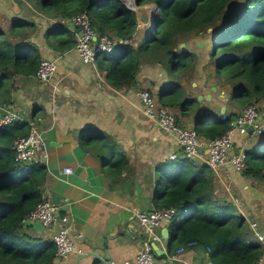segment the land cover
I'll list each match as a JSON object with an SVG mask.
<instances>
[{"label": "trees", "instance_id": "obj_1", "mask_svg": "<svg viewBox=\"0 0 264 264\" xmlns=\"http://www.w3.org/2000/svg\"><path fill=\"white\" fill-rule=\"evenodd\" d=\"M26 1L51 23L45 39L55 51L65 52L76 46V27L69 22L81 13L97 35L108 34L116 39L114 50L98 52L95 61L96 68L115 88L130 85L143 61L160 64L170 74L178 71L179 79L158 91L157 104L175 111L177 118L196 114L192 128L204 142L221 137L232 126V117L241 114L228 104L223 114L203 109L202 101L187 94L180 78L192 75L199 61L197 53L179 48L181 39L191 31L206 33L211 28L207 48L214 86L225 90L228 100L239 107L258 104L260 113H264V0H136V10L127 9L122 0ZM147 4L151 5L149 18L153 25L149 30L143 27L138 36V10ZM34 26L14 19L9 34L0 28V108L13 104L15 76L36 74L41 54L27 36ZM216 78L222 80L221 85ZM263 116L260 118L264 122ZM28 130L27 122L0 126V264H53L56 258L51 240L43 246L23 226L43 201L42 186L47 179L44 164L20 163L14 158L13 143ZM107 142L105 148L110 149L112 136L96 131L87 135L84 144L96 150ZM245 152L247 169L243 174L264 182V129ZM195 160L184 157L177 160L174 170L168 164L163 172L157 171L152 203L155 208L176 209L171 221L163 224L169 228V254L194 241L212 250L215 264H257L262 245L251 242L250 224L233 213V202L214 198L213 170ZM106 161L114 179L130 162L121 153H111Z\"/></svg>", "mask_w": 264, "mask_h": 264}, {"label": "crops", "instance_id": "obj_2", "mask_svg": "<svg viewBox=\"0 0 264 264\" xmlns=\"http://www.w3.org/2000/svg\"><path fill=\"white\" fill-rule=\"evenodd\" d=\"M144 7L138 10L140 24L150 20V11L144 13ZM14 19L34 24L27 35L30 41L38 45L41 57L57 62L55 74L46 82L38 81L35 75L15 76L16 91L11 106L26 120L34 117L37 126L44 131L47 179L42 186L43 197L58 207L59 216H68L73 228L83 234L77 243L82 253L72 252L64 259L55 258L53 264L122 263L133 260L145 242L163 252L157 257L160 264H215L212 250L205 245L183 252L176 250L170 255L169 240L163 236L166 228L169 233L168 226L156 228L154 234L159 240H153L135 216L137 210L158 209L152 203L157 171L163 172L169 162L187 157L173 137L143 115L138 96L140 89L147 88L156 98L159 90L179 79L178 71L171 75L160 64L143 61L134 83L115 88L97 66L83 64L75 48L65 52L51 49L45 39L51 23L43 21L29 2L0 0V22L5 24L0 28L7 31L10 24L5 21ZM139 29L138 36H141L144 28L141 25ZM174 77L177 78L173 80ZM182 83L185 86L184 80ZM185 89L190 96L196 92V97L201 94L199 90L193 92L186 86ZM207 94H211L210 103L200 102L203 109L222 112V106H226L228 110L224 100L217 103L212 93ZM195 116L178 115V118L182 125L192 128ZM96 131L112 136L110 149L105 148L108 142L96 150L84 144L87 135ZM235 131L231 154L245 151L255 142L248 134ZM201 150L203 154L208 151L204 146ZM111 153L115 156L121 153L130 160L115 179L109 175L106 161ZM172 153L175 158L170 157ZM194 162L203 163L199 159ZM67 167L73 170L72 174L63 172ZM212 179L214 198L233 202V213L256 223L258 232L264 236V182L243 173H233L231 165L213 171ZM59 226L62 222L55 228ZM27 228L43 246L53 232L51 228L40 233ZM251 242L258 243L254 231ZM257 264H264V259Z\"/></svg>", "mask_w": 264, "mask_h": 264}, {"label": "built area", "instance_id": "obj_3", "mask_svg": "<svg viewBox=\"0 0 264 264\" xmlns=\"http://www.w3.org/2000/svg\"><path fill=\"white\" fill-rule=\"evenodd\" d=\"M126 8L132 10L136 5V0H132V4L125 0L123 1ZM69 24L76 27V46L75 49L83 64L95 66L97 53H110L114 50L117 40L110 37L108 34L97 35L92 28L87 16L81 13L73 17ZM96 36V39H95ZM127 41H120V43ZM57 70V62L55 59L42 57L36 71L35 77L40 82L48 81ZM142 104L143 115L165 134L170 135L181 146L187 157L191 159H199L203 161L213 171L219 168L231 165L233 173H243L247 169L246 158L243 155L230 154L234 148L235 130L240 133H247L245 124L253 125V134L260 135L263 131V125L259 122V108L257 105L246 106L239 117H237V126H231L221 137L213 140L201 142L200 137L195 129L179 124L177 113L173 110L166 109L157 104V100L147 88L140 89L138 93ZM0 111H7L5 115H0V126L9 125L14 122H25L26 120L20 116L17 111L12 108H0ZM29 132L27 135L19 136L15 139L12 149L14 158L20 163H36L45 164L47 159V141L44 132L37 126L34 120L27 121ZM233 122V121H232ZM202 146L208 151L206 154L202 152ZM175 153L170 155L175 158ZM64 173L72 174L73 170L69 167L65 168ZM176 213L174 207L158 208L150 211L137 210L135 216L138 222L144 226L153 240H159L154 234V230L159 226L171 221ZM32 220H40L45 228L53 229L50 240L54 243L58 259H64L72 252L82 253V249L77 246L78 241H81L83 234L76 231L69 222L68 216H59L58 207L43 197L35 209L28 216ZM62 222V226L57 229L55 226ZM254 235L262 245V257L264 259V236L258 232L256 223L248 220ZM198 246L197 242L190 241L187 244L178 248V252H183L187 248ZM160 264L157 259L153 247L149 242H145L143 249L134 257L133 260H125L122 263L111 261L109 264Z\"/></svg>", "mask_w": 264, "mask_h": 264}, {"label": "rangeland", "instance_id": "obj_4", "mask_svg": "<svg viewBox=\"0 0 264 264\" xmlns=\"http://www.w3.org/2000/svg\"><path fill=\"white\" fill-rule=\"evenodd\" d=\"M125 1V0H122ZM132 2V0H127ZM146 7H144L145 11L144 13H147L148 10L150 11L149 7L151 5H145ZM133 8L138 9V6L136 7L133 6ZM41 17V16H40ZM42 18V17H41ZM43 19V18H42ZM43 21H46L45 19H43ZM6 23L10 24V21H5ZM145 23H141L142 27H147L148 30L151 29V24L149 21H144ZM9 24H7L9 26ZM0 25L2 27H4L5 24H2V22H0ZM4 29V28H2ZM209 29V28H208ZM10 27L7 31H5L6 34H9ZM143 30H141L142 32ZM208 31V30H207ZM211 28L208 32L203 33V32H195V31H191L188 35H185L181 40L183 41V45H179V48L183 49L186 48L187 50H190L194 53H197L199 56V61H198V65L196 66L195 72L190 75V74H186L184 75V77L181 78V80L185 81V86L188 88V90H192L193 92H195L196 90H199L201 94H199L197 96V99L200 95H203V98L200 99L199 101H202L206 104L210 103V100H208L206 97H204V94L207 93H212V96L216 99L217 103H220L221 101H223L224 104H228L229 106L235 108L239 114L242 113L243 109L245 108L244 106L239 107L238 104H235L234 102H232L230 99L228 100L227 97V93L225 90L222 89H217L216 86H214L215 83V79H214V70H213V64L210 61L209 57H208V43H210V38H211ZM198 41L202 42V45H198L196 44ZM212 51V49H211ZM171 75H174V73H172ZM178 77V74H177ZM176 77V78H177ZM175 77L173 78V80L176 79ZM176 81V80H175ZM221 81L222 80H218L216 78V83L221 85ZM192 82L194 83V86L192 87ZM211 86H214L216 89L214 91H211ZM226 88H228L227 86H225ZM223 92L225 95H222ZM196 93H193L192 95H196ZM220 95H222L220 97ZM258 105V104H257ZM259 106V105H258ZM214 107V106H212ZM244 107V108H243ZM259 116H260V110H259ZM262 122V120H260ZM263 123V122H262ZM249 137L253 138V140H256V135L252 134L249 135ZM179 163V161H175V162H169L168 164H170L172 167L171 170H174V167H176V164ZM184 213V211L181 212L180 216H182V214ZM230 214V213H228ZM182 218H179V221Z\"/></svg>", "mask_w": 264, "mask_h": 264}, {"label": "water", "instance_id": "obj_5", "mask_svg": "<svg viewBox=\"0 0 264 264\" xmlns=\"http://www.w3.org/2000/svg\"><path fill=\"white\" fill-rule=\"evenodd\" d=\"M149 22L152 23V20L150 19ZM209 30H210V28L208 29V31ZM95 39H96V36H95ZM197 44L201 46L202 42L198 41ZM181 45H183V43H181ZM132 83H134V82H132ZM211 89L214 91L216 88L214 86H212ZM222 95H225V94L222 92ZM210 96H211V94H207L206 98L209 99ZM202 98H203V95H200L198 97V100H200ZM222 108L223 109L221 110L222 111L221 113L223 114L226 111V106H222ZM6 113H7V111H1L0 115H5ZM263 118H264V116H263ZM232 120H233L232 126L233 127L237 126V117L233 116ZM244 127L247 129L248 132H252L253 129H254L253 125L245 124ZM231 151H230V154H231ZM231 155H233V154H231ZM240 155L245 156L246 155L245 151H241ZM23 226L24 227H31V228H33V230H35L38 233L42 232L45 229V227L43 226L42 222L40 220H38V219L32 220V219L27 218V219L24 220ZM163 236L166 238V240H169V233H168L167 228L165 229V232H164ZM154 251L157 254V256L163 255V252L159 251V249H157V247L154 249Z\"/></svg>", "mask_w": 264, "mask_h": 264}, {"label": "clouds", "instance_id": "obj_6", "mask_svg": "<svg viewBox=\"0 0 264 264\" xmlns=\"http://www.w3.org/2000/svg\"><path fill=\"white\" fill-rule=\"evenodd\" d=\"M152 25H153V24H151V27H152ZM75 31H76V30H75ZM120 41H121V40H120ZM121 43H122V42H121ZM74 48H75V47H74ZM41 58H42V57H41ZM41 58H40V59H41ZM35 75H36V74H35ZM148 90H149V89H148ZM149 91H150V90H149ZM151 94H152V93H151ZM152 95H153V94H152ZM155 99H156V98H155ZM8 108H12V107L10 106V107H8ZM12 109H13V108H12ZM0 112H1V111H0ZM17 113H18V112H17ZM20 116H21V115H20ZM24 119H25V118H24ZM25 120H26V119H25ZM30 120H34V118L29 119V120H26L25 122L30 121ZM258 120H259V122L262 124V122L260 121V120H261L260 116H259V119H258ZM34 121H35V120H34ZM19 123H20V122H19ZM22 123H23V122H22ZM27 123H28V122H27ZM232 123H233V122H232ZM262 125H263V124H262ZM263 128H264V125H263ZM246 130H247V129H246ZM42 131H43V130H42ZM28 132H29V130H28ZM43 132H44V131H43ZM252 132H253V131H252ZM252 132H248V131H247V133H245V134H248V135H249V134H251ZM256 136H257V135H256ZM245 153H246V152H245ZM44 165H45V164H44ZM55 249H56V248H55ZM55 252H56V250H55ZM56 258H57V257H56Z\"/></svg>", "mask_w": 264, "mask_h": 264}, {"label": "bare ground", "instance_id": "obj_7", "mask_svg": "<svg viewBox=\"0 0 264 264\" xmlns=\"http://www.w3.org/2000/svg\"><path fill=\"white\" fill-rule=\"evenodd\" d=\"M130 2V1H129ZM132 4V2H130Z\"/></svg>", "mask_w": 264, "mask_h": 264}]
</instances>
